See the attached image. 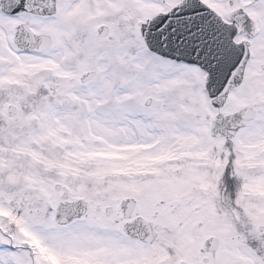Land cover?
I'll use <instances>...</instances> for the list:
<instances>
[{
    "label": "snow or ice",
    "instance_id": "1",
    "mask_svg": "<svg viewBox=\"0 0 264 264\" xmlns=\"http://www.w3.org/2000/svg\"><path fill=\"white\" fill-rule=\"evenodd\" d=\"M0 264H264V0H0Z\"/></svg>",
    "mask_w": 264,
    "mask_h": 264
}]
</instances>
